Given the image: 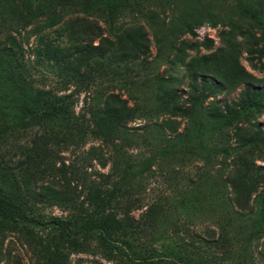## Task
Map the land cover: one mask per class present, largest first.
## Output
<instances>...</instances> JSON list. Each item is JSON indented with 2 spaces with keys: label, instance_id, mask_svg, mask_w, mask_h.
Segmentation results:
<instances>
[{
  "label": "rangeland",
  "instance_id": "obj_1",
  "mask_svg": "<svg viewBox=\"0 0 264 264\" xmlns=\"http://www.w3.org/2000/svg\"><path fill=\"white\" fill-rule=\"evenodd\" d=\"M115 1L109 24L102 0H0V196L46 221L65 216L66 205L87 207L94 188L114 184L125 191L115 214L132 217L135 251L152 264H264V99L239 114L245 85L264 87V33L246 10L257 9L264 23V0ZM185 15L203 19L191 34L180 27ZM76 41L104 56L89 47L82 60L71 53L58 61ZM187 58L194 69L207 63L195 78L211 85L188 88V100ZM171 84L177 111L164 108ZM41 89L72 93L85 136L44 150L36 137L57 124L25 113L44 108ZM114 96L130 108L122 126L92 132L93 120L103 128L92 113ZM33 155L37 167L28 163ZM42 163L64 175L29 174ZM58 240L56 231L28 232L0 215V264H125L93 237Z\"/></svg>",
  "mask_w": 264,
  "mask_h": 264
},
{
  "label": "trees",
  "instance_id": "obj_2",
  "mask_svg": "<svg viewBox=\"0 0 264 264\" xmlns=\"http://www.w3.org/2000/svg\"><path fill=\"white\" fill-rule=\"evenodd\" d=\"M101 6L106 21L109 22V24L113 23L116 18L115 14L119 8L117 2L115 0H102ZM90 7H93V5L90 3L84 4L83 10L87 11V8ZM246 10L254 20L255 24L259 27L261 33H264V23L259 11L252 7H247ZM207 18L208 23L211 26H214L215 20L212 16L208 14ZM202 21L203 19L199 15H192V17L185 15L180 19V27L186 33L191 34L193 33V27L197 24H201ZM89 47L99 51L96 56H104V53L100 51L98 45L79 46L76 41L59 51L60 54H58L57 60L60 61L63 58H68L72 53V55H76L74 58L78 61L84 57L85 51L87 50L86 48ZM67 50H69L68 53H66ZM206 64V62L200 65L197 64L198 68L194 69L193 67L188 66V58L184 61L182 79H186L185 94L187 100L188 88L191 94V92L195 90L202 91L211 86L208 85V81H196L195 78V73L197 71L202 72L207 68L204 67ZM188 72L191 77L189 83ZM36 93L40 97L44 108L36 110L27 107L25 113L29 118L36 121L38 125L55 122L59 128V130L54 131H43L45 133H42L40 137H36L37 139H41L43 144H45L43 145L45 148L44 150H48V142L57 144L61 139L64 141L67 139L81 138L86 135V127H82V124H80L74 114V97L72 96V93L55 94L48 89L36 90ZM166 94L171 101H169L170 103L166 102L164 108L166 110H179L181 97L176 93L172 84L170 86L168 85ZM242 94L249 98L246 100L245 105L242 106L239 113L240 115H243L248 108L257 106L258 99H264V87L256 88L246 84ZM112 101V103H109L106 100L103 101V106L94 111L96 114L92 113V118L96 115L98 120L101 121L100 125H103L104 128L100 129L96 121L93 120L95 130H92V132L99 135H112V132L110 133L108 129H112L113 131L115 129L119 130L122 126L121 121L124 118V115L128 114L130 108H128L124 104L125 101L118 96H114ZM120 132L122 133L124 130L120 129ZM36 158H39V156L33 155L30 157V161H28L29 164L34 163L32 164L33 167H37L36 162L34 161ZM42 165L44 166L43 169H29V174L34 176H43L44 174L50 175L51 173H55L54 175L57 174L58 176L64 175L62 167L50 169L51 166L45 163H42ZM124 195L125 191L120 186L114 184L103 190L94 188L88 196L87 207L78 208L74 203L66 205L68 212L65 216L51 215L46 221L37 218L29 206L26 205L24 207V202L19 200L17 202H11L0 196V215L3 218L11 220L18 225V227H21L28 232L37 225L56 231L59 237L58 242H63L68 245H79V241L93 237L99 248L109 254L117 255L121 257V259L124 258L125 264H152L153 258L151 256L144 253L138 254L135 251V246L133 245V233L136 232L138 226L135 225L132 217L125 212H123L120 217H117L115 214V209L119 208L117 201ZM262 196L263 192L259 194L257 200V213L259 216L263 214ZM188 264L198 263H193L192 259H188Z\"/></svg>",
  "mask_w": 264,
  "mask_h": 264
}]
</instances>
